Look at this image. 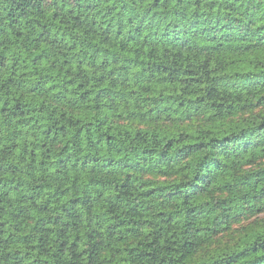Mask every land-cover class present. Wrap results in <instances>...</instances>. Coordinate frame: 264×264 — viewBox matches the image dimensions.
Masks as SVG:
<instances>
[{"label":"trees","instance_id":"1","mask_svg":"<svg viewBox=\"0 0 264 264\" xmlns=\"http://www.w3.org/2000/svg\"><path fill=\"white\" fill-rule=\"evenodd\" d=\"M0 264H264V0H0Z\"/></svg>","mask_w":264,"mask_h":264}]
</instances>
